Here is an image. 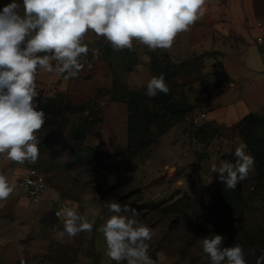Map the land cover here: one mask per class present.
Listing matches in <instances>:
<instances>
[{"label": "rangeland", "instance_id": "374dc122", "mask_svg": "<svg viewBox=\"0 0 264 264\" xmlns=\"http://www.w3.org/2000/svg\"><path fill=\"white\" fill-rule=\"evenodd\" d=\"M186 76V72L169 70L164 77L170 91L160 93L164 107L148 102L149 113L167 115L169 105L182 103L183 84L178 81H187ZM55 88V84L45 90L36 88L34 103L45 113V123L36 133L38 160L18 164L0 157V172L15 185L13 193L0 201V226L8 228L13 220L14 233L6 236L12 241L8 248L15 264L21 260L26 264H116L106 255L104 236L97 230L113 214L108 210L113 201L135 209V215L131 211L121 215L152 230L148 255L155 264H211L202 239L212 235L224 238L221 247L241 245L247 264H256L264 253V178L253 165L238 190H225L211 166L234 163L239 143L247 145L251 156L253 147L264 155V114L250 127L228 131L206 122L202 111H191L155 142L147 146L143 142L128 151V145L114 147L117 139L112 136L99 145L97 136L81 142L75 132L83 117H105V101H95L88 111L77 110L53 102ZM169 118L142 119L148 125L144 135L161 134L169 125L163 121ZM31 168L46 177L59 211L65 205L95 222L91 232L60 238L64 217L45 224L36 210L19 217L21 212L15 207L12 219L11 210H4L5 203L12 197H25L19 181ZM250 249H255V255L248 254Z\"/></svg>", "mask_w": 264, "mask_h": 264}, {"label": "clouds", "instance_id": "9594fccd", "mask_svg": "<svg viewBox=\"0 0 264 264\" xmlns=\"http://www.w3.org/2000/svg\"><path fill=\"white\" fill-rule=\"evenodd\" d=\"M206 2L23 0L21 5L12 0L4 6L0 12V157L18 164L35 163L39 158L36 133L45 123V113L34 103L38 69L66 74V79L76 77L84 67L81 58L89 51L84 43L89 32L103 37L117 51L132 50L134 40L152 51L170 49L180 33L189 31L204 16ZM169 91L160 74L148 81L144 94L154 98ZM234 156V163L221 161L219 166H211L225 190H235L254 165L244 143L238 144ZM14 189L15 185L0 172V201ZM108 210L113 214L97 229L104 236L106 255L116 264H155L148 255L152 230L121 215L122 211L135 215V209L113 201ZM56 215L64 217L60 238L93 230L95 222L73 208L66 207ZM223 239L221 235L202 239L203 252L211 264H247L243 247H221ZM248 254L255 255V249ZM256 264H264V253L257 257Z\"/></svg>", "mask_w": 264, "mask_h": 264}, {"label": "crops", "instance_id": "0c3cea01", "mask_svg": "<svg viewBox=\"0 0 264 264\" xmlns=\"http://www.w3.org/2000/svg\"><path fill=\"white\" fill-rule=\"evenodd\" d=\"M10 3L12 0H0V12ZM17 3L22 5L23 0ZM259 22L264 23V0H207L204 16L189 31L180 33L170 49L152 51L134 40L132 50L117 51L103 37L89 32L84 39L89 51L81 58L84 67L78 75L66 79V74L38 69L36 88L45 90L55 84L57 95L53 102L83 107L84 111L103 99L105 117L90 115L79 124L84 144L90 136H97V145L112 136L117 139L112 143L114 147H127V95L146 88L154 76L152 55L163 53L180 72H186L188 80L178 82L183 84L194 111H202L213 127L233 131L245 117L264 114V56L257 44ZM54 200L56 196L49 192L38 206L26 196L12 197L4 210H11L12 219L15 207L21 212L19 217L36 210L43 223L52 224L61 217L56 215L59 207ZM13 231V220L8 228L6 224L0 226L3 264H15L8 248L12 241L6 236Z\"/></svg>", "mask_w": 264, "mask_h": 264}, {"label": "trees", "instance_id": "16d2710c", "mask_svg": "<svg viewBox=\"0 0 264 264\" xmlns=\"http://www.w3.org/2000/svg\"><path fill=\"white\" fill-rule=\"evenodd\" d=\"M169 58L166 54H153L152 59H151V67L154 72V76H159L160 74H163L164 76L169 70H175L176 72L179 71V67L176 65L171 64L169 61ZM145 89L139 92H130L127 95V105H128V110H129V118H128V151L134 150L135 146H142L143 142L144 145L147 146L150 143L155 142L157 139L161 137L162 134H164L167 130L171 129L174 124L179 123L182 121L187 115L191 112L194 111L195 106L191 105L188 103L187 98L183 93L184 100L182 103H175V105L171 104L169 105V108L167 107V115L164 114H159L160 111H155L149 113V111L145 108L148 102L153 101L154 106H163V97H161V94L158 93L157 96L154 98H149L146 96ZM41 95V94H40ZM42 99V95L40 96ZM164 102H166L164 100ZM71 108H76L78 110L79 107L73 106L70 104H66ZM162 110V109H160ZM141 113V114H140ZM155 113V114H154ZM143 114V115H142ZM144 117V118H143ZM155 117H161L164 119L165 117H170L168 121H163V124L168 125L166 123H169V125L163 129L161 134L159 135H151L149 138L144 135V132H148V125H146V122H142V119H153ZM256 122H259L258 116L250 115L248 117H245L237 126L236 129L237 131H241L247 127H250L251 125L255 124ZM77 136L81 139V142L84 143V132L80 131L79 129L76 130L75 132ZM154 140V141H153ZM249 144V143H248ZM250 146V145H249ZM252 148V147H251ZM252 156L254 158V165L257 168V171L260 175V177L264 178V155L261 154L256 150L255 147L252 148L251 150ZM238 190L237 188L234 190Z\"/></svg>", "mask_w": 264, "mask_h": 264}, {"label": "built area", "instance_id": "2783aa9c", "mask_svg": "<svg viewBox=\"0 0 264 264\" xmlns=\"http://www.w3.org/2000/svg\"><path fill=\"white\" fill-rule=\"evenodd\" d=\"M258 27L260 28V37L257 41L262 54L264 56V23L259 22ZM205 118V114H202ZM20 188L22 189L25 196L28 198L32 205L38 206L41 204L43 199L47 196L49 186L47 184L46 177L41 174L37 169H28L19 181ZM66 208L65 205L61 206V210ZM20 264H26L24 260L20 261Z\"/></svg>", "mask_w": 264, "mask_h": 264}]
</instances>
